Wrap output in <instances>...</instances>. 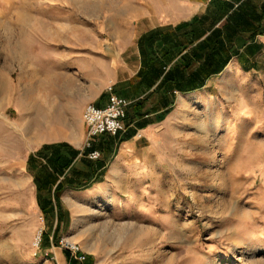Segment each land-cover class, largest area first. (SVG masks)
Returning <instances> with one entry per match:
<instances>
[{
    "label": "rangeland",
    "instance_id": "obj_1",
    "mask_svg": "<svg viewBox=\"0 0 264 264\" xmlns=\"http://www.w3.org/2000/svg\"><path fill=\"white\" fill-rule=\"evenodd\" d=\"M182 1L0 0V264H69L61 240L88 264H264V91L248 110L240 94L227 98V85L186 126L160 127L153 162L130 167L128 179L90 196L65 191L69 219L49 247L36 244L51 215L37 203L28 155L51 142L83 147L84 107L118 55L132 8L169 11ZM112 85L107 78L104 89ZM50 99L65 125L35 142L15 124Z\"/></svg>",
    "mask_w": 264,
    "mask_h": 264
},
{
    "label": "crops",
    "instance_id": "obj_2",
    "mask_svg": "<svg viewBox=\"0 0 264 264\" xmlns=\"http://www.w3.org/2000/svg\"><path fill=\"white\" fill-rule=\"evenodd\" d=\"M141 3L132 8V25L118 33V55L91 98L97 107L105 106L111 94L129 100L125 129L93 142L92 147L101 151L97 160L88 157L89 149L81 143L69 141L46 143L26 160L37 203L51 215L45 248L51 234L57 237L69 219L61 197L65 191L90 196L128 179L130 167L153 162L160 127L176 121L179 128L186 126L188 114L194 115L204 99L217 97L223 86L229 88L228 99L241 95L243 109L259 107L263 99L264 0H183L169 11ZM107 78L113 80L111 90L104 89ZM48 82L53 88L57 77L51 75ZM65 122L64 113L50 99L15 125L25 133L35 132L39 142ZM60 181L57 206L54 189ZM64 255L69 264H78L68 251Z\"/></svg>",
    "mask_w": 264,
    "mask_h": 264
},
{
    "label": "built area",
    "instance_id": "obj_3",
    "mask_svg": "<svg viewBox=\"0 0 264 264\" xmlns=\"http://www.w3.org/2000/svg\"><path fill=\"white\" fill-rule=\"evenodd\" d=\"M112 86L109 87L111 90ZM131 102L116 94H111L109 101L103 107H97L93 103L85 105L82 118L86 126V138L84 148H90L93 142L102 134L116 135L125 129L124 119L127 114V107ZM88 157L96 160L101 157V151L93 149L88 152ZM38 236L37 245L42 240ZM61 245L65 247L71 255L78 261L85 264L86 256L80 250V247L71 241L61 240Z\"/></svg>",
    "mask_w": 264,
    "mask_h": 264
},
{
    "label": "trees",
    "instance_id": "obj_4",
    "mask_svg": "<svg viewBox=\"0 0 264 264\" xmlns=\"http://www.w3.org/2000/svg\"><path fill=\"white\" fill-rule=\"evenodd\" d=\"M87 149H89V152L91 151V150H93L94 148L93 147H90V148H87ZM88 154V153H87ZM99 159V158H98ZM97 160V159H96ZM61 182L62 181H60L58 184H56V186H55V189H54V199H55V201H56V204H57V206H58V203H57V201H58V199H57V193L59 192V191H61V189H62V185H61ZM88 186H85L83 189H85V188H87ZM42 210H43V213H44V215H47V213H45V211H44V209L42 208ZM57 215H59V212H57ZM47 217V216H46ZM58 225H59V222L57 223V226L56 227H58ZM54 235V234H53ZM55 236V235H54ZM43 240H42V244H44V241L47 239V237H44V238H42ZM85 263H87L86 261H85ZM78 264H81L80 262H78ZM83 264V263H82ZM88 264V263H87Z\"/></svg>",
    "mask_w": 264,
    "mask_h": 264
},
{
    "label": "bare ground",
    "instance_id": "obj_5",
    "mask_svg": "<svg viewBox=\"0 0 264 264\" xmlns=\"http://www.w3.org/2000/svg\"><path fill=\"white\" fill-rule=\"evenodd\" d=\"M0 116H3L4 117V114H0Z\"/></svg>",
    "mask_w": 264,
    "mask_h": 264
}]
</instances>
